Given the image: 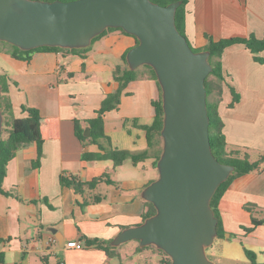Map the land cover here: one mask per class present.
<instances>
[{
    "label": "crops",
    "instance_id": "crops-1",
    "mask_svg": "<svg viewBox=\"0 0 264 264\" xmlns=\"http://www.w3.org/2000/svg\"><path fill=\"white\" fill-rule=\"evenodd\" d=\"M185 33L195 48L205 47L210 38H263L264 0H189ZM136 45L134 36L111 30L90 45L85 59L64 51H36L31 60L0 52V75L9 79L15 115L26 116L22 107L29 106L61 121V135L43 143L38 167L32 165L38 153L35 142L22 147L7 166L3 188L9 194H0V264H114L105 250L88 246L86 239L111 243L123 229L143 222L142 192L159 176L153 156L119 166L110 159L87 161L83 154L97 152L99 146L83 143L75 134V120L95 117L106 94L117 89L114 72L117 66H126L124 56ZM221 61L225 81L219 113L228 145L249 153L264 152V64L256 62L243 44L227 47ZM136 73L120 106L106 114L105 128L114 147L139 152L149 143L146 131L139 127L148 124L141 120L143 93L138 90L156 82L157 96L151 100L155 116L153 101L159 98V89L147 67L140 66ZM232 88L239 95L233 106ZM121 113L126 123L111 127L112 115L122 117ZM104 173L115 183L100 182L83 193L61 184L63 175L89 181ZM218 208L225 236L217 238L213 254L225 264H253L246 247L264 264V224L253 225V218L264 219V168L236 178ZM71 241H81L83 247H71ZM123 245L117 246L121 259H126L121 264H133L137 256L144 259L142 264H160L155 249L139 251L140 244H133L123 251Z\"/></svg>",
    "mask_w": 264,
    "mask_h": 264
},
{
    "label": "water",
    "instance_id": "water-1",
    "mask_svg": "<svg viewBox=\"0 0 264 264\" xmlns=\"http://www.w3.org/2000/svg\"><path fill=\"white\" fill-rule=\"evenodd\" d=\"M182 1L0 0V41L22 50L42 46L87 48L108 28H123L139 43L127 53L131 70L151 66L162 90L163 151L159 176L142 197L156 213L123 229L114 247L138 240L166 252L172 264H217L207 249L218 237L219 218L211 206L218 187L235 166L212 151L206 78L213 71L209 50L194 51L176 24ZM2 84L0 83V98ZM4 114L0 107V142ZM90 136L91 129L85 127ZM55 233V228H50Z\"/></svg>",
    "mask_w": 264,
    "mask_h": 264
},
{
    "label": "trees",
    "instance_id": "trees-1",
    "mask_svg": "<svg viewBox=\"0 0 264 264\" xmlns=\"http://www.w3.org/2000/svg\"><path fill=\"white\" fill-rule=\"evenodd\" d=\"M54 1V0H48ZM70 1V0H63ZM161 5H167L169 3L179 0H152ZM181 5L178 7L176 12V24L180 32L186 36L185 33V6L189 0H180ZM120 30L126 34L123 28H108L102 34L94 38L93 42L104 36L108 31ZM132 35V34H129ZM134 36V35H132ZM136 38L137 44L139 39ZM4 42V41H2ZM11 46V49L5 50L0 47V52H8L17 59L31 60L32 54L36 51L47 50V51H64L68 53L80 54L82 58H87L91 46L80 49H70L62 47L42 46L32 50H22L21 48L12 45L8 42H4ZM234 44H243L251 51L253 58L256 62L264 64V37L258 38L255 35L249 37H233L223 38L220 40H214L210 38L209 43L202 48H195L192 46L194 51L209 50L211 52L210 62L213 66V71L206 78L207 88V102H208V113L210 116V141L212 151L215 157L224 164H231L235 166L234 172L230 175L228 180L223 182L217 189L211 201V206L215 210L216 215L219 218L218 224V237L223 238L225 231L222 225L220 211L218 208L219 201L225 191L228 189L230 184L238 177L253 171H261L264 168V152H262L258 159H251V153L243 151L238 148L229 147L225 133H224V122L219 113V102L222 97L224 88L225 77L223 74L222 66V54L225 49ZM126 63L125 67L117 66L114 72V79L117 81L118 86L114 92L106 94L101 102L100 107L96 111L97 115L93 118H89L82 122L81 120H75V134L83 143H91L99 146L97 152H85L83 158L87 161L105 160L110 159L114 162L115 166L122 165L125 161L131 160L134 164L145 161L150 155L154 158V166L157 168V162L163 151V137L161 130L164 124V110L162 105V90L159 85L155 70L145 65L150 71L151 78L157 81L159 89V98L153 101L155 108L154 120L149 125H139L140 128L144 129L147 134L149 146L146 150L135 152L129 149H121L114 147L111 137L107 135L105 128V116L107 113L116 110L120 104L125 90L129 83L137 78L136 70H131L127 63V54L124 56ZM85 68V63H83ZM0 83L2 84V94L0 98V107L4 114V124L2 132V140L0 142V194L8 195L9 193L4 190L3 182L7 172V166L11 160L15 158L17 152L27 144L35 142L38 146L37 158L33 161V167L40 165L41 158L43 156L42 145L44 142L51 139H58L61 135V121L58 117H45L35 107L23 106L22 110L27 113L26 116L17 117L14 112L13 101L10 95V82L6 75H0ZM234 99L231 106L234 105L239 99V95L232 88ZM89 126L91 129L90 136L84 134L85 127ZM4 131L6 136H4ZM107 182L110 184L115 183L110 179L109 173H104L101 176L95 177L89 181H82L77 178L61 176V184L63 186L73 188L77 193H83L85 188L93 189L100 182ZM97 198L96 201H99ZM146 211L143 215V221L153 214L156 213V207L152 202L146 201ZM251 209L250 206L247 207ZM264 224V219L253 218V225ZM246 231H251L252 228H245ZM3 239L0 238V244ZM86 243L88 246H97L105 250L110 258H119L122 256L118 252V247L110 245V241L99 239V238H87ZM153 248L159 252L161 256L160 264H172L171 257L163 250L158 249L154 245L146 247H138V250H145ZM245 253L253 264H259L257 262V255L254 251L245 247ZM0 259L3 257L0 253Z\"/></svg>",
    "mask_w": 264,
    "mask_h": 264
},
{
    "label": "rangeland",
    "instance_id": "rangeland-1",
    "mask_svg": "<svg viewBox=\"0 0 264 264\" xmlns=\"http://www.w3.org/2000/svg\"><path fill=\"white\" fill-rule=\"evenodd\" d=\"M0 47L2 49H11V46H9L8 44L0 41ZM145 66V65H144ZM1 69V67H0ZM133 88V87H132ZM134 88H138V85H134ZM139 94L140 93H143V102H142V113H141V120L143 123L145 124H151L154 120V110H153V107L151 105V100L153 98H155L157 96V92H156V82L155 81H152V83L149 84V87H145L143 90H138ZM146 99V100H145ZM130 99H128L127 101H125V107L129 106L130 104ZM125 112V111H124ZM122 117L119 116V115H115L113 114L112 116H115V117H112L111 121H110V126L113 127L114 125L115 126H123L124 123H126V121L124 122V118H123V113H121ZM4 136H6V133L4 131ZM262 152H252L251 153V159L253 160H256L259 158L260 154ZM158 178V177H157ZM216 240H218L217 238L215 239V242L213 243L212 246H210L208 249H207V254L208 256L210 257L211 260H213L214 262H216L217 264H225V262H223L222 260H220L219 258H217L214 254H213V246H215V243H216ZM132 243H123V247H121L123 249V251H125L127 248H130V247H127V246H132L133 244H139L137 241H131ZM129 244V245H127ZM118 250L119 247H118ZM135 256L137 254H134ZM112 262L114 264H121V262H126V259L123 261L122 259H119V258H112ZM144 262V259H142L141 257L139 258L138 256L136 257V262L133 263V264H142ZM233 264H248V263H242V262H234Z\"/></svg>",
    "mask_w": 264,
    "mask_h": 264
},
{
    "label": "built area",
    "instance_id": "built-area-1",
    "mask_svg": "<svg viewBox=\"0 0 264 264\" xmlns=\"http://www.w3.org/2000/svg\"><path fill=\"white\" fill-rule=\"evenodd\" d=\"M51 241L55 242L56 239L53 237ZM69 245L77 249H81L83 247V243L81 241H71L69 242Z\"/></svg>",
    "mask_w": 264,
    "mask_h": 264
}]
</instances>
